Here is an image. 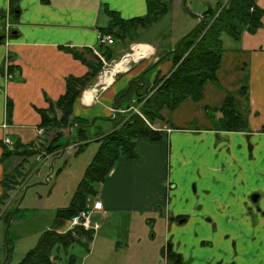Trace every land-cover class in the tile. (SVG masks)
Returning <instances> with one entry per match:
<instances>
[{"label": "crops", "instance_id": "1", "mask_svg": "<svg viewBox=\"0 0 264 264\" xmlns=\"http://www.w3.org/2000/svg\"><path fill=\"white\" fill-rule=\"evenodd\" d=\"M254 2L263 11L262 27L252 35L243 32L238 41L221 36L216 80L204 85L201 100L185 99L173 111L162 110L169 132L160 131L157 141L138 139L134 157L120 158L97 186L88 204L98 209L100 225L86 245L91 250L107 246L110 258V243L128 247L144 235L145 224L153 229L162 222L192 264L204 259L207 264H264V113L259 106L264 98V0ZM109 12L122 20L139 18L147 12L146 0H0V22L11 28L0 37V196L5 177L37 172V163L51 164L75 150L70 146L59 157L40 160L41 112H49L65 94L69 78H82L91 64L105 62L100 49L109 46L99 45L98 36L106 34ZM134 49L151 50L147 45ZM171 69L172 62L163 60L148 72L147 82ZM6 71L12 79L6 80ZM129 74L97 82L98 74L89 86L95 88L77 99L74 116L84 121L104 117L112 124L116 98L135 76ZM254 82L261 95L253 94ZM227 98L244 121L242 131L221 128L220 109ZM25 148L33 154L20 155ZM4 149L15 153L4 157ZM90 162L81 166L82 173ZM178 219L184 225L193 221L202 231L191 235L188 247L171 235L181 225Z\"/></svg>", "mask_w": 264, "mask_h": 264}, {"label": "trees", "instance_id": "2", "mask_svg": "<svg viewBox=\"0 0 264 264\" xmlns=\"http://www.w3.org/2000/svg\"><path fill=\"white\" fill-rule=\"evenodd\" d=\"M172 2L173 0H146V14L131 20H122L116 13L109 12L110 24L102 32L113 35L114 41L117 42L133 40L135 31L139 29L151 30L163 17L168 15ZM203 14L198 24L174 44L175 52L168 54L164 59L162 57L166 52L160 56L163 60L172 62L169 75L156 78L153 81V86L139 99H135L137 98L135 96L132 98L137 105H141V112L150 122L163 121L161 111L164 109L173 111L185 99L201 100L204 85L216 80V73L223 53L222 35L238 41L243 32L252 35L262 27L263 11L256 6L254 0H227L225 5L218 4L215 9L208 8ZM178 43L180 46L177 48ZM100 52L107 61L113 59L110 47L101 48ZM90 66L89 72L84 77L67 80L65 94L53 105L59 110L61 116L56 118L53 106L50 107L49 112H41L40 127L46 135L55 134L49 150H57L65 146L66 143V147L78 143L75 152L80 153L92 141L99 143V147L87 166L69 206L56 212L54 228L42 234L37 245L18 264H54V261L51 260V251L56 245H62L65 248L76 243L86 246L82 237L91 241L90 233L84 232L81 228H73L67 233H61L59 230L62 231V228L74 215L85 209L88 197L93 198L97 195V186L106 180L120 158L134 157V148L138 139L147 138L157 141L161 138L159 131H153L142 119L134 115L126 121L123 120L122 115L120 118L115 116L112 120L113 130L111 132L103 137H101L102 133L90 137L88 122L71 115L77 99L85 89L94 83L102 69L100 60ZM147 96H149L148 99L145 98ZM119 97L118 95L116 100L119 101ZM124 106L128 109L127 104ZM220 113L222 115L221 128L226 131H242L244 129V121L233 110L230 98L225 100ZM65 126L72 128L69 142L61 141L62 134L59 130ZM4 150V157L15 153V151ZM27 154L31 155L33 151L25 148L20 153L22 156ZM13 176L4 178V192L7 189V180L12 179ZM3 197L4 194L0 196V204ZM10 214L6 217L5 224H7ZM0 251H2L1 264L5 256V248ZM73 262V257H71L68 264H73Z\"/></svg>", "mask_w": 264, "mask_h": 264}, {"label": "rangeland", "instance_id": "3", "mask_svg": "<svg viewBox=\"0 0 264 264\" xmlns=\"http://www.w3.org/2000/svg\"><path fill=\"white\" fill-rule=\"evenodd\" d=\"M226 3L227 0H185V3L183 0H173L169 14L163 17L151 30L145 31L139 29L135 31L133 40H125L123 42H117L115 40V43L109 46L113 52V59L107 61L103 57L105 62L100 60L102 69L97 82L100 80L103 82L107 77L119 80L121 76L129 73L127 78L135 75L130 80L137 79L139 76L137 72L141 69H146L145 66L154 65L156 58L172 50L174 44L198 24V17L205 13L208 8L215 9L218 4L225 5ZM111 36L113 37V35ZM222 37L225 38L227 36L222 35ZM145 40H148V42ZM137 45H147L151 50H135L134 47ZM118 49L121 52H117ZM164 57H166V54ZM123 60H127V64L124 66L125 68L113 73L114 66ZM259 76L261 77V75ZM94 88V85H92L88 90ZM252 90L253 94L257 93L261 95L259 82H254ZM85 91L86 89L83 92ZM148 97L145 98L148 99ZM126 104L128 109L124 105L121 106L122 112L116 114L118 118L122 115L123 120L126 121L134 115L142 119L153 131H159L163 127L166 128L161 120L150 122L141 112V105H137L134 100L130 99ZM74 105L72 108V117H75L73 114ZM259 106L262 107L264 113V98L259 103ZM212 113L215 114V111H212ZM55 116L59 118L61 115L56 114ZM98 118L95 121L93 117L85 120L88 122V134L90 137H95L98 133H102L101 137H103L113 130L111 122L106 121L104 117ZM261 120L264 121V115L261 117ZM69 129L71 130L70 136ZM59 132L62 134V142H69L71 140V127L65 126ZM54 137V133H49L48 135L44 133L41 135L40 144L43 149L41 148L37 153L41 157L40 160L42 158L46 160V158L53 159L59 157L70 146L75 150L72 152L68 150L62 159L54 160V162H50L51 164L42 165L39 161L40 164L37 163L36 165V167H39L37 172H34L32 169L30 173L21 172V175H19L20 173L14 175L13 173V178L7 180V189L4 192V197L0 204V249L5 248L4 231L6 217L13 212L20 202L18 211L12 218L7 237L9 248H11V252L9 251V264H18L37 245L42 234L54 228L56 212L59 209H64L69 206L76 191L78 181L83 178L82 175L84 173L81 171V166H84L86 162H90L93 152L97 150L99 145L97 142H92L82 152L76 153L78 143L68 147H66V143L65 146L52 151L49 150V147L52 145ZM49 174L51 175L50 179L47 177ZM93 198L88 197L85 206H88ZM98 213L97 211L94 215L96 221H99ZM116 218L120 217L116 216ZM145 226L146 229L144 230V235L140 236L141 239H132L128 247L126 245L116 247L110 243V258L107 256V246L101 245L100 248L96 246L94 250H91V246L76 243L69 245L67 248L62 245H56L51 251V260L54 261V264H68L71 257L74 258L73 264H161L164 259V246L166 241L169 240V234L162 222L157 223V226L153 229L151 228V224H145ZM179 226H176V229L170 233L173 236V240H180L186 247H188L187 245L190 243V237L193 233L199 234L202 232H198L193 221L187 225L181 224ZM68 227L67 223L62 228L63 230H59V232L67 233ZM97 231L93 230L88 233L93 236ZM152 235L155 236L154 241L151 239ZM82 240L86 245L90 243L85 237H82ZM169 249L171 253L183 255V253L178 251L176 245L169 246ZM189 250L191 251L190 246ZM1 258L2 251H0ZM190 262H192L191 259ZM203 262L199 264L208 263L206 259Z\"/></svg>", "mask_w": 264, "mask_h": 264}, {"label": "flooded vegetation", "instance_id": "4", "mask_svg": "<svg viewBox=\"0 0 264 264\" xmlns=\"http://www.w3.org/2000/svg\"><path fill=\"white\" fill-rule=\"evenodd\" d=\"M162 58L164 59L165 57L163 56ZM162 58L159 57L154 61L155 63H157L155 64V67L160 62L163 61ZM151 67L152 66L147 67L146 70L144 71L145 73L143 74L141 73L137 77V79H132L129 81V83H127L124 90L119 94L120 106L125 105L127 101L132 99L134 96L137 97L135 99H139L143 94H145L153 86V83L152 84L148 83L147 78H146V75L148 74V72L155 68V67L154 68H151ZM119 101L117 100V104L119 103ZM178 223L183 224L184 219H178ZM173 245L174 243L170 239L166 241V244L164 246V259L161 264H192V262H190V259L185 258L184 255L182 254L180 255L179 253H171L169 246H173Z\"/></svg>", "mask_w": 264, "mask_h": 264}, {"label": "built area", "instance_id": "5", "mask_svg": "<svg viewBox=\"0 0 264 264\" xmlns=\"http://www.w3.org/2000/svg\"><path fill=\"white\" fill-rule=\"evenodd\" d=\"M11 31L10 25L7 21L0 24V35L4 34L5 37L9 35ZM98 44L101 46H111L114 44V38L110 34H100L98 36ZM128 56V55H127ZM13 78V74H8L6 71V80ZM121 110L112 109V113H121ZM163 131L169 132L168 129L163 128ZM38 134H42V130H38ZM4 145L10 146L11 142L8 138L3 140ZM98 209L95 206L88 205L74 215L68 222V231L73 228H81L84 232L96 231L99 229V223L94 218V215L97 213Z\"/></svg>", "mask_w": 264, "mask_h": 264}, {"label": "water", "instance_id": "6", "mask_svg": "<svg viewBox=\"0 0 264 264\" xmlns=\"http://www.w3.org/2000/svg\"><path fill=\"white\" fill-rule=\"evenodd\" d=\"M184 3H185V0H183ZM204 14H202L201 16H199V20L202 18ZM180 46V43H178L177 45V48ZM176 49H172L170 50L169 52L166 53V55L170 54V53H173L175 52ZM157 64V63H155ZM155 64L152 65L151 68H154L155 67ZM148 71V70H147ZM145 73V72H144ZM96 92V91H95ZM120 103H118L115 107L116 110H120ZM93 124V123H91ZM70 132L71 130L69 129V136H70ZM20 203V202H19ZM18 203V205H19ZM18 205L16 206V208L13 210V212L10 214L9 218H8V221H7V224H6V227H5V231H4V243H5V256H4V260L1 264H7L8 261H9V251H10V248H9V245H8V239H7V236H8V232H9V229H10V225H11V222H12V218L14 216V214L18 211ZM182 222V221H181Z\"/></svg>", "mask_w": 264, "mask_h": 264}, {"label": "bare ground", "instance_id": "7", "mask_svg": "<svg viewBox=\"0 0 264 264\" xmlns=\"http://www.w3.org/2000/svg\"><path fill=\"white\" fill-rule=\"evenodd\" d=\"M127 64V60H123V61H121V62H119V63H117L116 65H115V67H114V70H113V73L114 72H116V71H119V70H121V69H124L125 67H124V65H126ZM111 75H113L112 73H111ZM105 77V76H104ZM111 80V78H106L105 79V82H109Z\"/></svg>", "mask_w": 264, "mask_h": 264}]
</instances>
